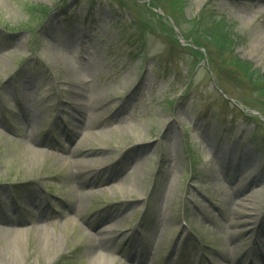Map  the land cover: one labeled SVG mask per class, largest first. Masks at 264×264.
Segmentation results:
<instances>
[{
    "label": "rangeland",
    "instance_id": "374dc122",
    "mask_svg": "<svg viewBox=\"0 0 264 264\" xmlns=\"http://www.w3.org/2000/svg\"><path fill=\"white\" fill-rule=\"evenodd\" d=\"M150 1L0 0V264H138L128 259L134 250L149 251L153 264H197L207 239L227 234L222 228L232 219L244 220L233 216L231 200L264 191V96L231 66L237 60L264 77V0H180L178 12L163 0L150 8ZM204 15L237 37L220 58L184 37ZM71 75L87 82L80 92L99 93L95 133L116 113L106 125L113 133L88 148L110 151L104 162L114 168L101 180L110 183L86 187L78 215L60 200L67 191L48 182L49 173L70 171L60 163L73 146L66 130L82 131L73 122ZM27 136L54 147L25 143ZM25 149L50 160L29 164ZM35 192L43 212L31 204ZM240 210L264 223V194ZM108 211L117 215L83 229ZM12 219L29 232L16 251L3 234L14 232ZM113 225L116 237L131 241L99 250L106 259L94 261L89 236ZM38 227L55 241L37 245ZM257 240L264 243V234Z\"/></svg>",
    "mask_w": 264,
    "mask_h": 264
},
{
    "label": "bare ground",
    "instance_id": "6f19581e",
    "mask_svg": "<svg viewBox=\"0 0 264 264\" xmlns=\"http://www.w3.org/2000/svg\"><path fill=\"white\" fill-rule=\"evenodd\" d=\"M71 75L69 77V81L67 85L74 87L73 89V97L75 102V113L78 118H74L73 122L76 124H80L81 132H78L75 125L68 129V138L73 143L71 150L66 153L65 159L60 161L70 167V171L65 175H51L48 174V182L55 183L61 186L62 190H66V194H64V198L60 199L66 206V211L71 212L74 215L80 214V209L83 204L88 201V195L86 192V187H94L99 185H106L110 183L109 181L103 182L101 181L105 176H107L114 168V165L105 166V154L110 152L109 150H89L88 148L92 145V142L101 141L104 142L105 138L110 136L115 129H107L106 125L108 121L111 120L112 117H115L116 113L110 117H104V125L100 130L95 133L94 129L99 128V123H96L95 118L96 115H100L98 112L101 108L99 104V93L93 96L91 93L80 92V89L87 88L88 84L85 81L80 80L79 78H72ZM87 97V98H86ZM86 116L84 119L83 116ZM84 129V130H83ZM26 142L34 146H39L43 149L51 150L54 146L46 143L35 140L34 138L27 136L25 138ZM143 148L137 147L135 148V152H140ZM26 156L30 157L31 163L35 159H42L47 162L50 160V155L48 153L39 152H30V150L25 149ZM222 166H224L227 162L231 165H235L232 160H221ZM120 165V164H119ZM118 165V166H119ZM95 168L96 170H93ZM250 177H247L249 179ZM33 182H39L38 179H33ZM72 181L75 184V188L69 187L66 182ZM249 187L251 184L249 183ZM69 193H74V198H71L67 195ZM244 193L238 194L235 196L233 200L230 202V207L232 209L233 206L238 207L237 209H232L233 216H239L244 220L235 221L232 219L228 222L226 226L222 228V230L229 229L228 233L221 236L220 238H209L206 240V244L204 245L203 252L197 256V264H202V256L208 255L214 258V261L209 262L208 264H264V243H260L257 240V237L264 234V223L258 217L252 213H242L240 209L247 210L250 207V203L258 197H262L264 194L263 190H259L257 192L252 193L251 196L246 197L243 200H240L238 204L234 205V202L237 201L238 198H241ZM31 204L39 209L41 207L42 212L45 211V207L43 206V198L39 195L38 192L34 193L33 200H31ZM124 205V203L122 204ZM124 206H122L121 210H124ZM117 215L116 212H101L98 214V217L94 222H90L89 225L85 224L84 230L92 231L96 225L104 223L108 221L112 217ZM9 227L14 228V232L12 233H3L6 237L10 239V246L13 250L16 251L18 246L23 245L24 242H27L29 238V232L22 229V221H18L16 219H12L8 221ZM243 228L242 232H236L231 229ZM117 227L113 225L111 230L105 234L99 235H91L89 236V244H88V254L93 256L94 261H103L104 258L101 254L98 253L99 250H112L114 245L120 243L123 240L128 239L131 241V237H116ZM36 232V242L37 245L46 246L49 243L55 241V235L53 233L47 232L46 227H38L35 229ZM253 241L248 246L245 244L247 241ZM28 244V242H27ZM211 246H218L220 251L214 252L209 248ZM153 248L158 251L160 244L152 245ZM240 247V248H238ZM246 257V261L242 262V258ZM201 258V259H200ZM128 259H133L138 264H153L151 259V254L147 250H143L142 252H137L134 250ZM206 264V262H205Z\"/></svg>",
    "mask_w": 264,
    "mask_h": 264
},
{
    "label": "trees",
    "instance_id": "16d2710c",
    "mask_svg": "<svg viewBox=\"0 0 264 264\" xmlns=\"http://www.w3.org/2000/svg\"><path fill=\"white\" fill-rule=\"evenodd\" d=\"M163 1L164 4L167 5V8L170 7V10L172 9L175 12L180 11L183 5L180 0ZM150 3V8L156 7L157 9H160L162 6L160 3L157 2V0H151ZM172 20L174 21V23H176L177 26L180 25L175 16L174 18L172 17ZM214 24L213 21L209 22V17L205 15L201 16L200 20H198L197 24L194 27V31L189 32L187 35L185 34L184 37L186 38L187 36H189V40L194 42L195 44L202 42L204 43V46L207 45L209 47H213L218 51V56L220 58L224 56V53L228 52V49H232L234 47L235 39L237 37L231 32V30L227 26L224 25V23L220 22ZM179 27L178 29L181 31ZM147 29L148 26L146 29L144 28L145 31H148ZM189 51H191V53H194L197 56L203 57V53L196 52L191 49H189ZM231 66L235 70L242 72L245 78L248 79V81H251L252 85L258 88L259 93H262V97L264 96V77H260L258 74L250 72L249 65L246 63L234 60L231 63Z\"/></svg>",
    "mask_w": 264,
    "mask_h": 264
}]
</instances>
